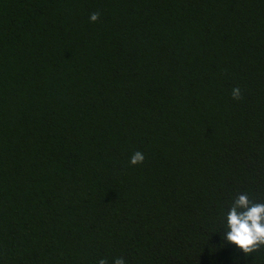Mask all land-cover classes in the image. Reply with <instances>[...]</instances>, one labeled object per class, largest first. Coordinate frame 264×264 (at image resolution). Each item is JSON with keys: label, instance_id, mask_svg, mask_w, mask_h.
<instances>
[{"label": "trees", "instance_id": "1", "mask_svg": "<svg viewBox=\"0 0 264 264\" xmlns=\"http://www.w3.org/2000/svg\"><path fill=\"white\" fill-rule=\"evenodd\" d=\"M245 191L264 0H0V264H264L224 239Z\"/></svg>", "mask_w": 264, "mask_h": 264}, {"label": "clouds", "instance_id": "2", "mask_svg": "<svg viewBox=\"0 0 264 264\" xmlns=\"http://www.w3.org/2000/svg\"><path fill=\"white\" fill-rule=\"evenodd\" d=\"M100 13L90 14L89 21L95 23L99 20ZM234 100L242 98L239 87H234L231 92ZM144 154L134 152L129 160L130 165L136 166L144 162ZM224 239L236 246L245 256L253 255L264 249V200L255 201L249 198L247 191L236 197L227 212ZM97 264H108V260L101 258ZM112 264H126L122 257H116Z\"/></svg>", "mask_w": 264, "mask_h": 264}]
</instances>
